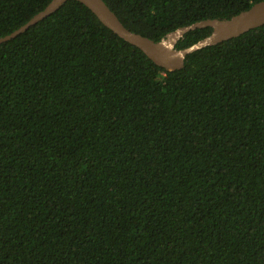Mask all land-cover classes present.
<instances>
[{"label": "trees", "instance_id": "1", "mask_svg": "<svg viewBox=\"0 0 264 264\" xmlns=\"http://www.w3.org/2000/svg\"><path fill=\"white\" fill-rule=\"evenodd\" d=\"M104 1L159 41L262 0ZM0 264H264V25L176 71L76 0L0 44Z\"/></svg>", "mask_w": 264, "mask_h": 264}, {"label": "water", "instance_id": "2", "mask_svg": "<svg viewBox=\"0 0 264 264\" xmlns=\"http://www.w3.org/2000/svg\"><path fill=\"white\" fill-rule=\"evenodd\" d=\"M70 0H52L49 5L37 13L26 24L13 33L0 38V44L12 40L26 32L30 27L58 11ZM88 7L101 22L125 41L140 48L154 63L167 71L180 70L185 66L186 57L208 46H215L239 37L250 30L264 25V0L255 3L248 10L242 11L230 19H207L180 27L159 41L130 31L104 0H76ZM211 27L213 32L205 39L185 49H177V43L190 31Z\"/></svg>", "mask_w": 264, "mask_h": 264}]
</instances>
